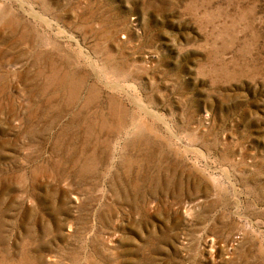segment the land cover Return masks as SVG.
Here are the masks:
<instances>
[{
  "label": "rangeland",
  "instance_id": "rangeland-1",
  "mask_svg": "<svg viewBox=\"0 0 264 264\" xmlns=\"http://www.w3.org/2000/svg\"><path fill=\"white\" fill-rule=\"evenodd\" d=\"M0 264H264V0H0Z\"/></svg>",
  "mask_w": 264,
  "mask_h": 264
}]
</instances>
